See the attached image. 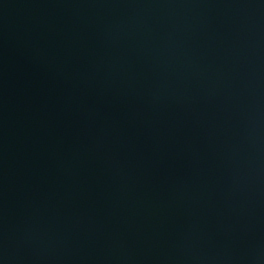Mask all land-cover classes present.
Here are the masks:
<instances>
[{
	"label": "water",
	"instance_id": "1",
	"mask_svg": "<svg viewBox=\"0 0 264 264\" xmlns=\"http://www.w3.org/2000/svg\"><path fill=\"white\" fill-rule=\"evenodd\" d=\"M0 264H264V0H0Z\"/></svg>",
	"mask_w": 264,
	"mask_h": 264
}]
</instances>
